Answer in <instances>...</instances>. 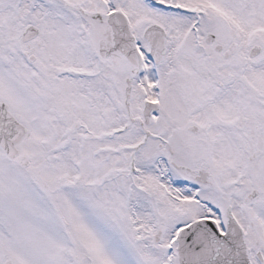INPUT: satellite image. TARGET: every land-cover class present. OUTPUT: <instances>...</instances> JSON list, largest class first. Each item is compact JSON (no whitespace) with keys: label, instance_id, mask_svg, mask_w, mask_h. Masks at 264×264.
<instances>
[{"label":"snow or ice","instance_id":"snow-or-ice-1","mask_svg":"<svg viewBox=\"0 0 264 264\" xmlns=\"http://www.w3.org/2000/svg\"><path fill=\"white\" fill-rule=\"evenodd\" d=\"M0 264H264V0H0Z\"/></svg>","mask_w":264,"mask_h":264}]
</instances>
